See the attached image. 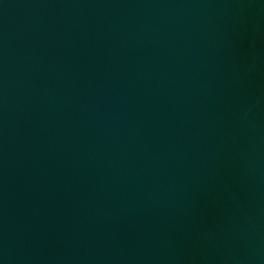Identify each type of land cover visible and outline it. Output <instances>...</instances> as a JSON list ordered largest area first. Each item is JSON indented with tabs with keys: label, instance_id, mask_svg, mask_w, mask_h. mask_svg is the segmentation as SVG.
<instances>
[{
	"label": "water",
	"instance_id": "obj_1",
	"mask_svg": "<svg viewBox=\"0 0 264 264\" xmlns=\"http://www.w3.org/2000/svg\"><path fill=\"white\" fill-rule=\"evenodd\" d=\"M0 264H264V0H0Z\"/></svg>",
	"mask_w": 264,
	"mask_h": 264
}]
</instances>
